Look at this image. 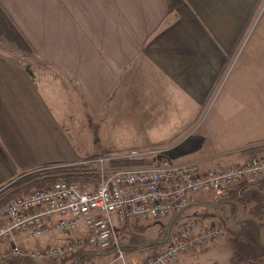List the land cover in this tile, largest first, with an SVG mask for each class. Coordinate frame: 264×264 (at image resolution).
<instances>
[{
  "label": "crops",
  "instance_id": "crops-1",
  "mask_svg": "<svg viewBox=\"0 0 264 264\" xmlns=\"http://www.w3.org/2000/svg\"><path fill=\"white\" fill-rule=\"evenodd\" d=\"M261 3L0 0V193L45 168L126 149L123 140L114 148L115 139L108 137L129 136L130 126L115 119H130V111L162 112L153 144L180 142L158 147L174 161L200 162L202 169L243 164L233 152L264 141ZM214 96L217 102H210ZM196 123L198 132L192 131ZM114 126L120 127L116 133ZM131 138L130 146L146 144ZM212 200L205 195L191 207L203 213L215 206ZM68 237L55 231L29 240L24 232L16 241L29 252ZM10 247L6 243L0 252ZM192 254L168 264H184ZM135 258L137 264L145 259ZM115 263L121 264L109 262Z\"/></svg>",
  "mask_w": 264,
  "mask_h": 264
},
{
  "label": "built area",
  "instance_id": "built-area-1",
  "mask_svg": "<svg viewBox=\"0 0 264 264\" xmlns=\"http://www.w3.org/2000/svg\"><path fill=\"white\" fill-rule=\"evenodd\" d=\"M112 160L140 164L112 170L108 175L106 168ZM89 163L98 175L95 184L59 181L0 208V248L11 243L9 249L0 252V264H11L16 259L52 263L88 249L112 246L117 250V260L128 264L118 246V224L157 221L180 214L206 194L219 202L232 186L253 183L264 176L262 158L238 167L203 171L199 163L174 161L167 150L158 147L97 156L92 162L83 160L77 165ZM194 227L190 221L185 231L173 233L153 256L139 264H168L220 233L215 226L194 233ZM55 231L68 235V239L29 252H24L16 241L18 233L25 232L29 240H38Z\"/></svg>",
  "mask_w": 264,
  "mask_h": 264
},
{
  "label": "rangeland",
  "instance_id": "rangeland-1",
  "mask_svg": "<svg viewBox=\"0 0 264 264\" xmlns=\"http://www.w3.org/2000/svg\"><path fill=\"white\" fill-rule=\"evenodd\" d=\"M261 6L264 7V0H262ZM255 49V48H254ZM217 96H214L210 102H213L215 100V102H217ZM212 108L210 109V111H207V114L205 116V120L208 118L210 112H211ZM169 111H166V114L168 115ZM160 113L162 112H148L143 113L142 111H130V119H125L123 120V118H119V119H115V121H119L121 123H123L124 126L129 127V136L127 133H123L121 135H117V137H108V139H115L114 142V148H116V141L118 139H120V141H122V144L125 145L124 147L126 149H122L120 151H114V150H109L108 152L102 153L101 155H97V156H106L108 154H110V156L115 155V153H120L125 152V151H129L132 149H147V148H153V147H171V145H177L180 142H174L173 144H167L165 142H162V144L164 145H158L155 146L154 143V130L155 127H159V126H155L159 123H161V117H160ZM125 114V113H124ZM160 118V119H158ZM203 119V118H202ZM162 121H165L162 119ZM167 121V120H166ZM201 120H199L200 122ZM130 122V123H129ZM198 122V123H199ZM129 123V124H126ZM145 125V126H141ZM120 128L118 126H114V130L115 133L118 132L117 129ZM200 127H198V124L196 123V125L193 127L192 131L195 132V130L198 132ZM90 128L88 127L86 130H89ZM112 129V128H111ZM161 129V128H160ZM158 129V130H160ZM74 131V128L72 129V132ZM190 131V132H192ZM153 132V134H152ZM188 132V134L190 133ZM89 133V132H88ZM87 135V134H86ZM153 135V136H152ZM187 134L183 135V137H185ZM126 136H128L127 140H126ZM132 137L134 138H138L142 137L141 140L142 142H145V145H142V143H136L133 144L131 146L130 144L132 142ZM90 138V137H87ZM168 142V141H167ZM108 146L113 147L111 143H107ZM142 145V146H141ZM185 146V142L180 144V147L178 146V148H181ZM264 148V141L262 142H254L253 144L247 145L246 147L243 146L236 149V152H233V154L237 157L238 154V158L240 159V162L243 163L241 165L247 164L250 161L256 159V158H262L264 159V151L259 152L257 155L255 154H250L252 150L254 149H263ZM113 151V152H112ZM199 152H202L201 149L198 150ZM204 152V151H203ZM119 160H112L108 163L107 166V170L109 171L108 175H110L112 170L121 168V167H126V166H133V165H138L140 162H120L118 164H113V162H118ZM237 162H239V160L237 159ZM200 164V166H202V163L198 162ZM241 165H233L231 167H238ZM203 167V166H202ZM61 168H65V167H61ZM227 168V167H226ZM226 168H205L203 169L204 171H213V170H222V169H226ZM230 168V167H228ZM54 168H49V169H44L38 172H34L30 175H27L25 177H21L19 178L17 181H15L13 184L9 185L3 192L0 193V207L4 208L6 207L13 199L23 196V195H29L32 192L35 191H39V190H43L46 189L50 186H38L37 184L39 182H41V180H44L45 178H49V177H59L62 175H67L70 173H67L68 171H66L65 173H61L59 174L58 171H54L52 172ZM92 170V169H91ZM52 178V179H53ZM264 178L261 177L258 180H262ZM58 179H53L54 182H56ZM97 179H91V178H82V176L78 179V183L81 186H86V185H93L95 184V181ZM257 180V181H258ZM244 184H237L232 186L231 188H236V187H240ZM199 198V197H198ZM212 202L215 204H219L218 201L212 200ZM233 207V208H232ZM207 208H209L210 210H212L213 213H211V215L206 214L207 212H209V209L207 210ZM201 208L200 207H191L189 208L187 211H185L178 219H176L175 221L173 220V216H169L166 219H162V220H157V221H143L140 223H136L138 224L141 229V231L139 232V235L136 236L137 238H134L130 244L132 245H139V247L137 248H132V249H128L124 247L126 244H128L130 242V238L129 235L130 233H125L123 231H119V235H118V246L121 247V245L123 246L122 252L124 254V257L126 259V262L128 264H131L129 261V258L131 260V262H133V264L138 263L137 260H135V256H140L143 255L144 256V260H146L147 258L153 256L155 254V252L162 246H160V244H155V245H150V246H145L142 245L141 243H143L144 241H156V242H165L168 237H169V232H170V236L178 231H185V229L187 228L188 223L193 220V223L195 224L194 227V233L202 231L203 228L206 226L207 228H211L213 226L217 227L220 231V233L218 234V236L212 240L206 241L203 244H200L198 246L193 247L191 250H188L185 253H182L176 260L173 261V263L177 262V260L179 261V259L181 258V256L191 253L193 252V254L191 255V259H189L187 262H185L184 264H231L232 262V258H233V250H232V246H231V234L230 232L235 230V227L237 228V223L240 224L241 222H243L244 220H246L248 218V215L245 213V211L243 210L242 207H238L237 209H235L234 206H232L231 204L227 205L225 204L224 206H211V207H206V210L201 213ZM197 212V213H196ZM211 212V211H210ZM193 214L195 213V215H193V217H190L189 214ZM209 221V222H208ZM118 234V233H117ZM230 235V236H229ZM261 241L264 244V230L261 233ZM167 242V241H166ZM165 244V243H164ZM83 253V252H81ZM81 253L75 255L78 256ZM79 257V256H78ZM98 258V259H97ZM118 258V254H111V255H105L102 258L99 257H89L87 259L82 260V263H86V264H109V262L112 263ZM76 258V261L77 262ZM56 262V261H55ZM52 262V263H55ZM69 262H74V260H68V261H59L57 264H66ZM74 262V263H75ZM120 263V262H119ZM183 262H180L179 264H182ZM116 264V263H115Z\"/></svg>",
  "mask_w": 264,
  "mask_h": 264
},
{
  "label": "trees",
  "instance_id": "trees-1",
  "mask_svg": "<svg viewBox=\"0 0 264 264\" xmlns=\"http://www.w3.org/2000/svg\"><path fill=\"white\" fill-rule=\"evenodd\" d=\"M261 151H264V148L258 150L254 149L250 154L257 155ZM96 157L97 156H90L86 157L84 160L92 162L94 159H96ZM120 162L122 161L113 162V164H118ZM93 166L94 165L92 163H89L88 165H74L65 168H54L52 169V172L58 171L59 174H61L68 171L67 173L70 174L62 175L59 177L56 176L54 178H45L44 180H41V182H39L37 185L44 187L45 185L52 186L59 181L77 182L81 176L82 178L98 179V175L94 171ZM52 178L58 180L54 182ZM209 195L211 194H206V196ZM204 196L205 195L200 196L199 199ZM225 204H231L235 207V209H237L238 207H242L245 213L248 215V218L246 220H244L240 224L237 223V225H235L237 226L236 230L230 232L232 237L231 246L234 252L231 264H264V244L261 241V233L264 230V178L253 183H244V185L240 187L238 186L236 188L228 189L225 192L224 196L220 198L219 204H215V206H224ZM184 212L185 211L180 214L174 215L172 221L178 219ZM136 223L137 222L127 221L124 224L117 225V236L119 235V231L130 233V242L124 246L127 248L126 250L139 247V245L130 244L134 238H137L136 236H138L139 232L141 231V229L139 228L140 226ZM166 241H144L141 244L145 246L160 244V246H162L165 245L164 243H166ZM120 248L123 249V246L121 245ZM116 251L117 250L115 246H112L105 250L88 249L82 254L78 255L79 257L76 256V258H78L77 262H82V260L84 259L98 256L100 254H117ZM76 258H73L74 262L76 261Z\"/></svg>",
  "mask_w": 264,
  "mask_h": 264
}]
</instances>
